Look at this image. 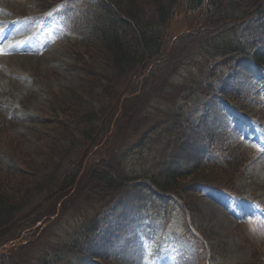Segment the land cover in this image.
Returning a JSON list of instances; mask_svg holds the SVG:
<instances>
[{"label":"rangeland","instance_id":"rangeland-1","mask_svg":"<svg viewBox=\"0 0 264 264\" xmlns=\"http://www.w3.org/2000/svg\"><path fill=\"white\" fill-rule=\"evenodd\" d=\"M53 4L51 11L56 12L40 13ZM93 10L97 6L90 0H0V168L14 167L7 185L12 184L15 192H27L26 199L31 195L24 206L25 221L13 234L19 236L0 241V253L12 254L27 244L17 256V264H39L42 256H54L55 263L50 264H63L58 260L60 252L55 251L65 245L73 250L66 256L71 264L81 255L74 243L81 245L79 237L98 220L92 238L100 244L95 253L102 256L95 261L102 264H264V75L246 73L236 60L230 64L235 68L208 62L197 48L187 51L174 67L165 68L164 79L154 85L161 87L153 93L145 90L151 83L145 80V68L137 74L141 75L135 79V90L129 93L130 82L108 74L107 86L121 94L118 112L124 99L144 96L141 109L128 110L124 116L121 135L110 138L115 101L107 97L99 104L96 93L101 81L82 79L81 74L90 60L92 69L102 75L107 72L102 55L97 59L87 54ZM140 26L141 30H136L133 25L138 41L152 30ZM171 29L174 37L169 51L176 55L179 50L172 46L177 38L193 29H187L183 13L173 18ZM233 35L264 46V15L253 12ZM138 50L135 45L140 58ZM154 65L150 64L146 73ZM212 68L216 71L209 74ZM91 73L97 74L95 70ZM223 88L229 94L224 96ZM86 92L92 95L85 96ZM65 93L76 94L75 106L92 113L88 118L82 113L87 121L83 126L97 123L99 133L107 125L111 129L83 159L80 145L86 143H75L68 151L63 170L49 180L61 185L65 175H77L76 182L71 188L68 185L69 192L60 199H52L54 193H47V180L40 181L44 176L37 167L49 164L47 154L61 148L62 131L71 126L64 118L69 121L72 112L63 118L65 112L57 102ZM175 107L181 108L191 126L200 128L205 134L201 137H213H208L209 148L220 162L218 167L230 177H220L219 190L199 188L194 192V211L184 201L161 199L150 189L141 191L144 200L130 211L125 207L128 198L104 200L100 184L88 169L91 163L109 158L128 137L142 133L159 116L179 110ZM158 129L163 130L164 125ZM81 132L85 139L87 131L82 128ZM76 136L80 138L79 131ZM152 136L139 151H129L137 168L148 169L156 160H164L157 133ZM70 141L74 144L73 138ZM56 160L51 157L55 166ZM225 179L229 185L225 186ZM7 187L4 194L9 196L11 187ZM190 195L185 196L190 199ZM107 251L112 252L111 259Z\"/></svg>","mask_w":264,"mask_h":264},{"label":"trees","instance_id":"trees-1","mask_svg":"<svg viewBox=\"0 0 264 264\" xmlns=\"http://www.w3.org/2000/svg\"><path fill=\"white\" fill-rule=\"evenodd\" d=\"M90 2L97 6V10H93L89 17L90 26L87 40H89L91 47L88 46L87 54L89 58L97 57V59H100L99 56L102 55L107 72L106 75H102L95 67L92 69L90 60L88 61L89 64L86 63V68L81 74L82 79L93 77L98 82L101 81L98 84L100 90L96 93L98 95L96 101L99 104H102L107 97L115 101L116 113L112 115L111 121L115 117L116 119L110 138L121 135L122 130L120 128H122L124 116L128 110H140L141 106L144 105L141 102L144 96L124 99L118 112L121 94L107 86L108 74L110 75L109 78L118 74L130 82L131 86L126 88L128 89L126 93H129L135 90V79L141 75L137 74L145 68V80H150L151 83L146 88L144 86L143 89L153 93L161 87V85H154L160 78L164 79L165 68L174 67L172 64L181 61L183 57L188 55L187 51L197 48L208 62L215 61L218 66H226L225 64H227V67L235 68V65L232 67L230 64L236 60L245 66L244 71L246 73L253 76L260 72L264 75V46H261L259 41L249 40L247 42L241 38L237 39L233 35V33H237L238 28L253 12H260L264 15V0H90ZM182 13L187 29L193 30L177 38L172 47L179 50V53L174 55L172 51H169L170 43L174 37L171 22L176 15ZM140 24L144 27L150 26L152 30L151 33L144 34L141 41H138L139 36L135 35L133 25L136 26V30H141ZM140 33L139 35H141ZM219 33L221 34L218 35ZM135 45L139 49L140 58L134 52ZM152 63L155 65L148 74L146 73L147 69ZM91 70H95L97 74L91 73ZM215 71L216 69L212 68L209 74ZM230 87L234 89V86L230 85ZM222 93L225 96L226 93L229 94V91L225 93L223 88ZM84 94L85 96L92 95L91 92ZM76 101L77 96L72 93H65L57 98V102L62 107V112H65L63 118L72 112L69 115V121L64 118L65 122L71 126L62 131L61 148L57 147L47 154L46 161L49 164L44 163L42 167H37L44 176V179H40V181L47 180L45 187L47 193H54L51 196L52 199L57 197L60 199L63 194L69 192L68 185L71 188L76 182L77 175H65L61 185L49 180V177L54 179V175L63 170V161L66 160L68 151L73 150L75 143L78 145L86 143L80 145L83 149L81 157L83 159L88 151L101 143L104 134H107L111 129L107 125L99 133L97 123L88 127L83 126L85 119L82 113L88 118V114L91 112H84L79 105L75 106ZM80 116L82 118H79ZM73 122L76 125L72 124ZM85 123H87L86 120ZM191 124L193 123L184 117L180 108L178 111L165 114L162 118L159 116L139 135L128 137L120 148L112 150L109 158L95 159L88 169L93 173L91 177L94 176V180L100 184L101 191L104 192V200L116 198L118 201H122L125 200L124 197L128 198L130 201L125 204V207L130 211L144 200V197H141V191L150 189L161 199L175 202L180 199L186 203L187 208L190 207L191 209H189L194 211L192 206L194 192L197 193V190L202 186L219 188L221 187L220 182L223 180L220 177L226 178V175L230 177V174H225L218 167L217 163L220 162L217 161L209 148L208 141L213 137L209 134L206 137H201L205 134L201 132L200 128L193 127ZM162 125H164V129L159 131L158 128ZM82 128L83 131H87L85 139L81 132ZM78 131L81 134L79 139L76 136ZM155 132L158 135L156 142L161 144L160 157L164 160H156L154 165L148 169L137 168L139 166L134 164L128 156L129 151L131 149L134 152L139 151V147L145 144L146 138L150 139ZM70 137L74 139V144L70 141ZM208 137L211 139L209 140ZM110 138L109 140H111ZM81 139L84 140L79 142ZM205 143L208 146H205ZM211 143H215V140ZM63 156L64 158H62ZM51 157L57 159L56 166L51 162ZM15 170L14 167L0 168V241H7L19 236L13 234L25 221L23 220L25 218L24 206L28 205L25 202H29L31 196L26 199L24 197L27 196V192L23 190L15 192L12 184L11 186L7 185L10 180L6 179L12 177L11 173H14ZM1 172L7 175H3ZM22 176L16 177L21 178ZM33 182L36 186L38 179ZM224 182L225 186L230 184L228 179H225ZM6 186H8L7 188L11 187L9 196L4 194ZM34 187L32 186V188ZM187 193H191L190 199L185 196ZM177 204L181 206L179 203ZM98 225V220H95L93 227H88L86 234H82L77 240L81 242V245L74 243L81 251V255L77 256V260L72 261L71 264H102L95 261L100 260L102 256L95 253L97 245L100 244L92 238V235H95L98 230ZM24 245H20L19 250L12 252V254L0 253V264H17V256L20 250L26 247ZM55 252H60L57 255L60 257L58 260H63V264H67L66 256L73 250L71 247L63 245ZM111 254V251L110 253L107 251L110 259ZM44 261L47 264L55 263L54 256L53 258L42 256L37 260L39 264H46Z\"/></svg>","mask_w":264,"mask_h":264}]
</instances>
